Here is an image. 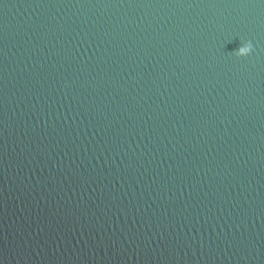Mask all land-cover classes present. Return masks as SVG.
Returning a JSON list of instances; mask_svg holds the SVG:
<instances>
[{"label": "clouds", "instance_id": "obj_1", "mask_svg": "<svg viewBox=\"0 0 264 264\" xmlns=\"http://www.w3.org/2000/svg\"><path fill=\"white\" fill-rule=\"evenodd\" d=\"M251 48H252L251 44H249V45L246 46V47L241 48V49L239 50L238 55H246L247 53H249V52L251 51Z\"/></svg>", "mask_w": 264, "mask_h": 264}]
</instances>
